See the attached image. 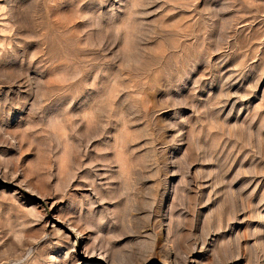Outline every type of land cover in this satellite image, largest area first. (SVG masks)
<instances>
[{
    "label": "rangeland",
    "instance_id": "374dc122",
    "mask_svg": "<svg viewBox=\"0 0 264 264\" xmlns=\"http://www.w3.org/2000/svg\"><path fill=\"white\" fill-rule=\"evenodd\" d=\"M0 264H264V0H0Z\"/></svg>",
    "mask_w": 264,
    "mask_h": 264
}]
</instances>
